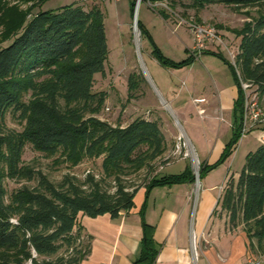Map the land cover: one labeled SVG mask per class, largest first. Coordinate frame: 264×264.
Wrapping results in <instances>:
<instances>
[{"label": "trees", "instance_id": "trees-1", "mask_svg": "<svg viewBox=\"0 0 264 264\" xmlns=\"http://www.w3.org/2000/svg\"><path fill=\"white\" fill-rule=\"evenodd\" d=\"M42 1L23 0L30 5L18 10L0 36V264H80L90 252L91 240L79 221L81 215L109 214L114 219L133 208L142 187L149 191L195 180L193 170L186 167L177 174L157 172L142 184L126 182L143 170H154L164 155L167 141L161 125L156 119L136 117L125 126H114L98 117L106 92L94 90L95 74H104L109 53L104 10L82 3L36 10ZM149 1L174 5L179 0ZM210 4L230 6L247 20L237 30L236 64H230L237 89L232 135L213 164H200L199 176L231 155L241 138L239 77L264 100V0H190L187 5L198 10ZM135 7L131 0V16ZM5 11L4 7L3 18ZM137 28L159 63L171 67L191 63V57L177 63L168 59L139 20ZM141 79L135 73L128 76L129 97ZM7 114L18 119L21 130L6 126ZM27 145L68 167L101 158L99 174L88 172L80 180L65 173L54 183L24 161ZM9 179L36 184L8 192ZM105 183H112V190ZM217 205L229 225L241 226L246 250L264 258V144L247 153L238 178L226 181ZM140 215V251L131 264H153L159 250L154 227L145 221L144 207Z\"/></svg>", "mask_w": 264, "mask_h": 264}, {"label": "rangeland", "instance_id": "rangeland-1", "mask_svg": "<svg viewBox=\"0 0 264 264\" xmlns=\"http://www.w3.org/2000/svg\"><path fill=\"white\" fill-rule=\"evenodd\" d=\"M105 0H43L36 10L56 9L72 3H82L90 6L97 4L104 10V25L109 53L105 62L104 74H95V91H105L106 100L98 117L112 125H127L136 117L157 120L166 136L167 148L164 155L156 160L154 170H143L132 175L126 182L142 184L155 173L177 174L185 167L193 169L195 180L188 186L192 190V203L199 197L201 189L209 190L218 199L219 187L230 178H238L247 153L254 151L260 144V131L253 129L247 132L235 145V149L224 161L199 176L200 164H212L209 156L213 151L214 141L219 139L224 145L232 135L234 116L229 108L218 107L219 92L229 90L235 86L234 76L230 64L235 65V56L238 52L240 36L237 33L244 21L242 13H236L230 6L221 4L206 5L202 9L188 7L190 0H179L174 5L167 1L154 2L157 13L153 36L165 56L180 61L187 56L180 43L184 37L191 38L192 32L188 26L190 20L196 23L212 25L218 30L221 43L207 44L202 50H197L193 41V53L212 50L216 54H205L197 58L193 64L182 68H173L159 63L151 55L152 47L147 38L141 37L134 23L133 16L127 11L129 19L126 23V33L118 35L116 22L111 12H105ZM136 16L139 20V5L142 0H135ZM30 3L23 0H3L1 11L6 9L5 16L0 20V36L5 34L7 25L11 24L18 10H26ZM255 15V9H249ZM164 11L165 13H161ZM244 11V10H242ZM168 27L165 29L166 20ZM172 30V32H171ZM124 42V45L123 43ZM181 49L179 52L178 49ZM191 49V48H190ZM239 74L238 66H235ZM131 73L138 74L143 79L136 90L128 96L127 79ZM6 126L10 129L21 130L18 119L10 114L6 116ZM180 146L178 149V144ZM206 153L205 157L201 154ZM184 152L188 156H184ZM23 159L34 168L42 171L54 183L61 180L65 173L74 174L80 180L90 172L98 175L101 158L86 160L83 163L68 167L57 163L55 157H45L26 146ZM206 161V162H205ZM168 163V164H167ZM207 164V163H206ZM35 181L7 180L5 185L8 192L22 186H35ZM112 190V183H105ZM173 185L172 190L176 189ZM180 186V185H179ZM187 187V186H186ZM169 187L153 188L148 199V220L157 221V211L165 204L164 196ZM220 199V198H219ZM191 224V223H190ZM209 227L206 229L208 237H228L241 241L245 245L243 264H253L255 260L264 258L250 254L246 250V238L241 226L228 224L225 212L217 205L209 218ZM213 224V225H212ZM189 228V226H188ZM191 236L196 235L191 233ZM86 240V239H85ZM220 248L225 247L222 243ZM239 246L236 247V250Z\"/></svg>", "mask_w": 264, "mask_h": 264}, {"label": "crops", "instance_id": "crops-1", "mask_svg": "<svg viewBox=\"0 0 264 264\" xmlns=\"http://www.w3.org/2000/svg\"><path fill=\"white\" fill-rule=\"evenodd\" d=\"M130 1L105 0L104 2L105 12L107 15L111 12L113 20L116 22V29L118 28L119 31L117 37L119 38L126 33V23L129 19L127 11L130 14ZM154 7L155 3L142 0L139 5V21L164 55L152 34L157 21L155 20V13L157 12ZM165 20L166 26L164 27L167 29L169 27L167 19ZM182 40L183 43H180V48L192 60L187 65L173 68L190 66L201 55H211L212 50H204L197 55L193 53V34L191 38L184 37ZM121 43L124 45V42ZM180 48L178 49L179 52L181 51ZM167 58L175 63L179 62ZM236 96V86L219 92L217 99L219 109L225 107L232 112ZM214 142L213 151L209 156L211 160H217L225 146L219 139ZM201 148H203L201 155L205 157L204 147ZM208 162L206 163L208 164ZM214 162L212 161V164ZM173 185L178 186L172 190ZM173 185L166 186L169 188L162 193L164 199H166L165 204L157 211L158 218L154 222L148 220V199L153 188L164 186H155L149 191L144 187L140 188L133 198V208L126 213L121 212L117 218L112 219L109 214L94 218L81 215L79 221L84 228V232L91 236V240L90 252L80 264H131L140 251L142 238L140 213L143 207L144 219L154 227V240L159 246L153 264H243L245 245L243 246L240 240L225 236L210 238L205 232L210 225L209 218L217 206L222 191L218 189L219 196L216 200L209 190L201 189L198 199L195 203H192L189 199L192 190L188 186L193 185V183ZM192 232L197 237L191 236ZM222 243H225V247L220 248L219 246ZM237 246L239 248L236 250Z\"/></svg>", "mask_w": 264, "mask_h": 264}, {"label": "built area", "instance_id": "built-area-1", "mask_svg": "<svg viewBox=\"0 0 264 264\" xmlns=\"http://www.w3.org/2000/svg\"><path fill=\"white\" fill-rule=\"evenodd\" d=\"M188 26L193 34L195 46L198 51L204 49L207 44L221 43L218 30L214 26L196 23L194 20H190ZM239 83L243 99L240 129L241 137L253 129H258L260 131L258 141L264 144V100L261 101L259 99L258 93L250 83L243 81L240 77ZM182 145L184 146V143L181 145L178 144L177 148L179 149ZM184 156H188V153L184 152ZM219 189L222 191L223 185Z\"/></svg>", "mask_w": 264, "mask_h": 264}, {"label": "water", "instance_id": "water-1", "mask_svg": "<svg viewBox=\"0 0 264 264\" xmlns=\"http://www.w3.org/2000/svg\"><path fill=\"white\" fill-rule=\"evenodd\" d=\"M137 12H136V9L134 10V14H133V20H134V23L136 24L137 23V16H136Z\"/></svg>", "mask_w": 264, "mask_h": 264}]
</instances>
